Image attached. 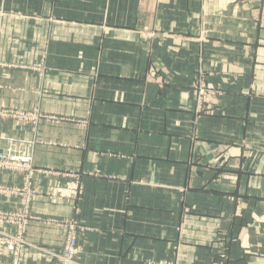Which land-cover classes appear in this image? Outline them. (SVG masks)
Returning <instances> with one entry per match:
<instances>
[{
    "label": "crops",
    "instance_id": "0c3cea01",
    "mask_svg": "<svg viewBox=\"0 0 264 264\" xmlns=\"http://www.w3.org/2000/svg\"><path fill=\"white\" fill-rule=\"evenodd\" d=\"M0 63V107L40 116L0 120L40 171L22 264L66 223L77 264H264V0H0Z\"/></svg>",
    "mask_w": 264,
    "mask_h": 264
},
{
    "label": "built area",
    "instance_id": "2783aa9c",
    "mask_svg": "<svg viewBox=\"0 0 264 264\" xmlns=\"http://www.w3.org/2000/svg\"><path fill=\"white\" fill-rule=\"evenodd\" d=\"M14 118L32 117L25 115V113H16ZM14 146H9L6 151L0 149V171L20 173L23 182L19 187H8L0 184V196L15 197L19 206L18 210L0 211V250L3 247L7 253L12 255L13 264H19L23 248L28 245L24 232L30 218V204L38 196L33 180L40 171L32 166L30 157L20 155L13 150ZM9 229H14V232L11 233ZM88 231L87 227L78 224L68 225L63 253L59 256L60 264H77L76 256L79 253L76 243L77 237L79 234Z\"/></svg>",
    "mask_w": 264,
    "mask_h": 264
},
{
    "label": "rangeland",
    "instance_id": "374dc122",
    "mask_svg": "<svg viewBox=\"0 0 264 264\" xmlns=\"http://www.w3.org/2000/svg\"><path fill=\"white\" fill-rule=\"evenodd\" d=\"M3 67H4V65L2 63H0V71ZM33 68L37 73H40V74H42L45 71L43 65H35V67H33ZM1 89H2V86L0 84V90ZM210 94H212V95H210ZM213 95H215L214 90L212 88H209L206 85L203 78L201 77L200 79H197L195 82V87H194L195 113L205 112L207 114H210L212 112V110L207 109V106L209 107V104H211ZM16 113H25V115H29L32 118H26V119L14 118ZM7 119L14 120V121L19 122V123H28L31 126H33V129H34V127L37 125L38 121L40 120V116H39V113L35 110L24 111V110H16V109H5V108L0 107V120H7ZM50 119L53 120L54 118H50ZM1 141L4 142V146L2 148L0 147L1 150L6 151L9 149V146L15 145L13 150L17 151V153H19L20 155H25V156L30 157L31 164H32V154H31L32 142L16 140V139L10 138V137H8V138L0 137V142ZM31 204H30V206H31ZM18 207L19 206H17L16 209H13L11 211L18 210ZM0 211H3V210H0ZM68 225H70V224L66 223L65 227L67 228ZM26 230H27V228H26ZM26 230H25L24 234H26ZM9 231L11 233H13L14 229H9ZM79 235H82V234H79ZM77 239H78V237H77ZM64 246H65V240H64V244H63L61 252L58 255H55V257L58 259L57 264H60L59 256L62 255ZM77 246H78V244H77ZM1 248L2 249L0 250V264H13L12 255L10 253H7L5 251V249H3V247H1ZM25 248H26V246L23 248V251L25 250ZM78 248H79V246H78ZM79 252H80V250H79ZM19 264H22V262L20 261V258H19ZM163 264H178V263L175 261L174 263L163 262Z\"/></svg>",
    "mask_w": 264,
    "mask_h": 264
}]
</instances>
